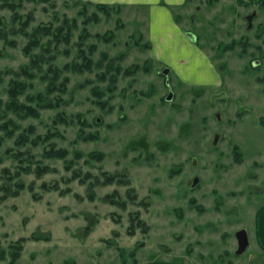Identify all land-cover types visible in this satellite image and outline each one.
<instances>
[{"label":"rangeland","instance_id":"374dc122","mask_svg":"<svg viewBox=\"0 0 264 264\" xmlns=\"http://www.w3.org/2000/svg\"><path fill=\"white\" fill-rule=\"evenodd\" d=\"M157 6L179 30L166 21L165 35ZM19 13L29 33L76 28L27 53L37 37L0 6L15 43L0 39V264H264V6L22 0ZM60 149L64 159L44 156ZM36 162L52 170L38 177ZM114 192L126 207L106 199ZM137 214L147 229H131ZM242 229L250 246L237 255Z\"/></svg>","mask_w":264,"mask_h":264},{"label":"trees","instance_id":"16d2710c","mask_svg":"<svg viewBox=\"0 0 264 264\" xmlns=\"http://www.w3.org/2000/svg\"><path fill=\"white\" fill-rule=\"evenodd\" d=\"M18 1H19V3H18ZM0 2H2V4H3V5H0L1 8H3V9L8 8L10 11H12L14 13L13 14L14 15V19H13L14 23L21 22L20 23L21 24L20 28H18V31H16L17 33H24V35H26V36L34 35V37H37L36 39H34L32 41L31 44L26 46V48H25L26 51L25 52L30 53L34 48H41V52H44V53L47 52L45 46H43V45H41L42 47L40 46L41 38L44 37V36L52 35V34L55 37L54 39H57L56 41H60V39H63L66 43H68L70 41L74 25H68L70 23L69 19H66L64 21V25H62L61 27H59V28H57L55 30H53L51 26L50 27L49 26H42V27H38V28L34 29L31 33H29V32H26V29L29 27L31 19L29 17L26 21L22 22V18L23 17L19 13V9L22 7V0H0ZM0 23H2L1 19H0ZM74 28H76V25H75ZM0 39L4 40L6 43H9L8 42L7 33L5 31H3L2 29H0ZM104 39L105 40H109V41L111 40V39H107V38H104ZM9 44H15V43L10 42ZM43 55L44 54L39 53V54L33 56L32 64L33 65L37 64L40 60H41L40 63H42V58L44 59ZM88 68H90V66ZM121 72H122V68L119 67L117 69V74L121 73ZM128 72L131 73L130 70H128ZM113 80H112V82L115 83L116 80H117V77H115ZM19 91H20V93L22 92V83H20L19 81H13L12 85H11V89H9V94L11 96V101L8 103V106L10 108L11 107H17V105H16V103H17L16 102L17 101L16 97L18 96ZM67 154H68L67 151L64 150V149L49 150V151L45 150L44 151V156L47 157V158H50V159H64L67 156ZM13 155H14V153H13ZM97 158L99 159L101 157H97ZM23 170L26 173H30L31 172V167L30 166L24 167ZM51 170L52 169L50 167H48L46 165H43V164H41L39 162V163H37V166H36V169H35V173H36V175L38 177H40L43 174H45V173H47V172H49ZM7 171L8 170H4V172H7ZM103 175H105V177H106V179L103 182V184H114V183L125 184V185L129 184V181H124L123 178H119L117 175H109V174H106V173H103ZM24 186L25 185H23L22 183H19L18 190L13 193V196H17L22 190H24L25 189ZM44 186L46 187L47 185H44ZM1 190H3V188H1ZM4 191H6V190L4 189ZM7 194H9V193H7ZM7 196L8 195H4V198H6ZM106 199L113 205H117V206H119L121 208L126 207V202L122 201V199H119V196H118L117 192H114L113 194L108 195L106 197ZM131 199H132V201L135 200L136 199V195L132 196ZM132 217L134 219H133V223H132L131 229L135 228L134 224H135L136 221L138 223H140V225L144 226L145 229H147L145 223L141 222V220L138 219L139 218L138 214L135 215V216H132ZM129 233L132 234V235L134 234L133 231H129ZM37 238H39V237H36L35 239L39 240Z\"/></svg>","mask_w":264,"mask_h":264},{"label":"crops","instance_id":"0c3cea01","mask_svg":"<svg viewBox=\"0 0 264 264\" xmlns=\"http://www.w3.org/2000/svg\"><path fill=\"white\" fill-rule=\"evenodd\" d=\"M237 3L243 7H249L251 9H259L260 7L264 6V0H236ZM158 7V25L160 29L165 33V35L168 34V30L166 29V26H164L166 21H170V30L173 32L175 30H179V27L172 19L170 10L167 8V6H157ZM165 36H163V39ZM247 230V229H246ZM248 231V230H247ZM254 242L256 243L257 251L259 253L264 254V207L256 212V225H255V231H254ZM249 235V232H248ZM250 240V236H249Z\"/></svg>","mask_w":264,"mask_h":264},{"label":"water","instance_id":"95a60500","mask_svg":"<svg viewBox=\"0 0 264 264\" xmlns=\"http://www.w3.org/2000/svg\"><path fill=\"white\" fill-rule=\"evenodd\" d=\"M255 15H252L249 17V22L252 23V19ZM170 73V70H165L164 75H168ZM172 99V95H170L167 100L170 101ZM236 240L238 243V250H237V255H243L247 249L250 246V240H249V235L248 231L246 229H242L236 233Z\"/></svg>","mask_w":264,"mask_h":264}]
</instances>
